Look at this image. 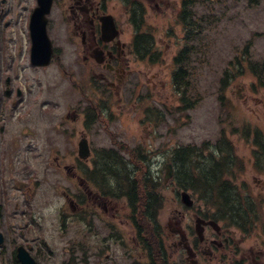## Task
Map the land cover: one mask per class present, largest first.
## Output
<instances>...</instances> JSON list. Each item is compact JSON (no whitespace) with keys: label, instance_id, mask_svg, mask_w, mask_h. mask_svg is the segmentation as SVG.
Returning a JSON list of instances; mask_svg holds the SVG:
<instances>
[{"label":"flooded vegetation","instance_id":"1","mask_svg":"<svg viewBox=\"0 0 264 264\" xmlns=\"http://www.w3.org/2000/svg\"><path fill=\"white\" fill-rule=\"evenodd\" d=\"M56 1L62 19L65 17L64 25L75 37L70 48L74 55L72 64L67 62L65 66L64 50L55 49L56 64L62 69L59 74L68 79L69 87L76 92L64 107H78L68 110L66 115L65 109L61 110L60 117L48 108L49 102L41 100L38 107L33 90L25 93L19 70L25 59L32 65L30 27L25 54H13L5 40V29L8 16L16 9V0H5L0 5V264H20L17 251L21 246L36 264H174V254L168 247L145 249L135 235L130 240V234L124 231L131 224L129 194L108 195L101 188L113 189L116 185L91 183L84 176L91 158L81 159L77 146L82 137H87L89 143L92 140L94 128L89 129L86 123L90 107H109L107 114L110 107L127 105L133 50L124 33L132 26L131 16L137 7L145 8L146 0ZM152 1L158 8L167 4V0ZM122 5L124 10L120 13ZM111 15L117 36L110 35L113 30L104 34L105 22L111 26ZM28 20L29 17L26 27ZM23 102L27 103L21 105ZM30 107L32 111L27 115ZM34 112H40L44 119V132L39 126L29 125L28 119ZM65 116L83 122L73 136L69 126H64ZM24 120V128L12 126ZM51 123L56 136H51ZM35 160L38 166L34 165ZM19 177H27L22 185ZM17 189L22 192L20 200L14 196ZM48 219L52 224L44 226ZM203 219L206 223L202 239L195 230H173L174 245L183 253L185 263L264 264V232L247 244L242 228L225 227L219 222L217 229L208 223L214 218ZM56 225L63 226L68 233L60 236L57 231L59 237L50 233ZM61 238H65V243Z\"/></svg>","mask_w":264,"mask_h":264},{"label":"rangeland","instance_id":"2","mask_svg":"<svg viewBox=\"0 0 264 264\" xmlns=\"http://www.w3.org/2000/svg\"><path fill=\"white\" fill-rule=\"evenodd\" d=\"M201 2L200 15L206 18L207 12H211V17L216 19L214 23L204 27L203 45L196 42L200 52L191 55L197 87L202 97L198 105L187 112L178 110L179 96L173 87V58L185 42V31L178 20L182 0H167V4L161 8L156 7L152 0H146L144 30L154 34L158 47L164 53V61L152 64L146 60L132 58L134 78L128 88L126 107H110L111 110L103 116L104 119L107 116V121L96 126L91 137L94 148L109 147L119 139L125 141L120 144L126 148L141 144L151 149V167L160 177L165 199L160 211V220L168 238L169 251L174 254L172 262L175 264L186 263L179 247L175 246L171 239L173 230L183 227L190 231L195 223L196 212L212 214L213 210L206 211L198 202L192 209L185 207L180 200L182 188H178L170 181L164 182L166 165L172 163L169 152L174 146L190 144L200 147L204 142L214 143L224 130L242 160L240 170H243L235 174L234 180L243 194L249 191L259 201L257 202L259 220L251 232L246 234V243H251L259 232H264V171L260 165L257 166L254 152L258 149L254 141L255 129H259L264 135V0ZM31 4L35 7L36 0H22V4L16 5L17 10L7 19L9 33L6 41L8 43V38L11 37L15 44L13 53L19 51V54L23 55L25 52L26 41L24 38L19 39L15 29L19 28L18 35L21 30L24 33L25 20ZM121 9L124 10L123 5L119 8L120 13ZM53 11L55 13L50 16L49 34L55 45L64 50L66 66L67 62L72 64L74 60V55L70 52L72 42L75 40L74 32L62 24L59 9L55 7ZM23 14L25 17L21 23H16ZM5 22L4 20L3 24ZM133 32L132 27H127L124 38L131 41ZM249 40H251L249 55L242 60V51ZM246 60H251L257 67L255 74L245 69ZM27 62L25 59L22 64L26 68L20 72L21 81L26 87L25 93L33 90L38 107L42 101L49 102L51 107L48 108L54 110L58 117L61 116L63 109L66 115L73 107L64 106L71 103L74 90L69 87L68 79L61 78L59 73L62 69H58L56 64L47 69H36L29 67ZM202 62L204 67L201 70ZM226 71L230 75L229 81L222 82ZM53 82H56L55 87L52 86ZM26 103L23 102L21 105ZM32 108H29L27 115ZM34 111L36 112V109ZM35 112L33 113L35 117L28 119L29 125L34 128L39 126L44 132L46 123L40 117V112ZM149 112L151 113L148 117ZM25 124L26 120L23 123L15 122L12 126L16 128L19 125L18 127L24 128ZM52 125L53 123L49 126L51 136H56L53 134ZM80 125H83L82 121L77 123L73 118L68 119L65 116L64 126H69L70 136L76 133ZM244 127L249 128L251 133L249 137L242 132ZM33 163L39 165L37 160ZM26 178L19 177L18 182L22 185L21 181L25 182ZM33 187L36 188L37 185ZM15 191L14 196H17L18 200L22 199V192L19 189ZM189 191L193 194L191 190ZM122 204L124 203L121 201V206ZM50 224L52 221L48 219L44 226ZM53 229L50 233H55L57 237H59L57 231L60 232V236L68 233L63 226L56 225ZM124 231L130 234L131 240L133 235L131 224L129 230ZM64 240L65 238H61L62 244L65 243ZM88 256L89 254L85 255L86 258Z\"/></svg>","mask_w":264,"mask_h":264},{"label":"trees","instance_id":"3","mask_svg":"<svg viewBox=\"0 0 264 264\" xmlns=\"http://www.w3.org/2000/svg\"><path fill=\"white\" fill-rule=\"evenodd\" d=\"M200 1L183 0V8L180 13V19L185 26L187 36H192L195 39L197 38L195 35L201 34L203 30L202 23L195 20V15L198 14L197 11H193ZM153 40L150 34H137V50L140 52L139 48H141L146 51L145 56L149 55L153 48ZM189 55L188 47L180 50L175 58L178 69L173 73L174 85L181 93V101L184 107H189L191 105L190 101H192V97L188 94L190 86L188 77ZM256 134L261 137L259 132H256ZM221 140L215 150H212L210 158L202 157L200 153V158L195 159V162H200L198 164L194 163L192 158L195 155L194 153L198 156V152L202 150L194 151L190 147L176 149L174 151V160L177 163L176 179L179 185L193 189L201 198L209 200V203L212 202L218 208L228 207L234 215L239 216L242 213H240V207H242L241 196L234 183L225 178L238 163L234 153L235 148L226 137H222ZM261 142L264 145V141L261 140ZM220 154L225 160L219 159ZM138 155L143 159L146 157L141 152ZM96 162L99 169L95 170L97 182L116 185L115 188L117 189L114 190L120 192L127 191L131 195L135 214L138 212L136 203L140 201L142 202L140 208H144V213L150 216L155 225H158L157 213L159 207L162 206V198L157 191V183L150 177V172L145 173L143 182L138 181L130 161L113 148L102 150L97 156ZM138 184H142V188L138 187ZM247 200H249L248 197ZM142 231H144L143 228Z\"/></svg>","mask_w":264,"mask_h":264},{"label":"water","instance_id":"4","mask_svg":"<svg viewBox=\"0 0 264 264\" xmlns=\"http://www.w3.org/2000/svg\"><path fill=\"white\" fill-rule=\"evenodd\" d=\"M52 0H38V6L33 12L32 16V29H33V59L36 64H47L51 57V42L47 35V17L50 12ZM89 147L85 141L80 142L81 156L86 157L89 155ZM170 175L168 173L167 177ZM183 201L191 205L193 203L190 195L187 192H183ZM26 256V255H25ZM23 264H29V259L26 262L23 259ZM33 264V263H32Z\"/></svg>","mask_w":264,"mask_h":264}]
</instances>
